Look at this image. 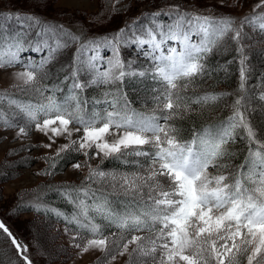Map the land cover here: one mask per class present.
<instances>
[{
    "label": "snow or ice",
    "instance_id": "snow-or-ice-1",
    "mask_svg": "<svg viewBox=\"0 0 264 264\" xmlns=\"http://www.w3.org/2000/svg\"><path fill=\"white\" fill-rule=\"evenodd\" d=\"M119 2L112 0L113 12L120 10ZM221 3L227 6L225 0ZM231 6H240V0ZM164 15L171 23L159 19ZM245 27L264 35V0L238 26L231 17L202 15L172 5L168 12L149 14V24L137 27L134 22L98 40L82 41L63 26L42 29L51 34L52 42H37L31 48L25 47L22 36L0 37V69L19 65L22 70L12 73L11 88L33 97L22 101L7 89L0 91V128L16 129V139L28 138L35 130L47 138L48 143L39 145L46 149H52L57 138L67 140L45 157L49 168L38 174L54 175L60 161L72 153L84 157L71 163L77 171L87 169L81 185L58 190L76 211L67 217L51 210L75 224L70 245L77 256L99 252L98 264H117L123 257H127L125 264H264V140L245 118L246 41L250 39ZM229 36L239 56V94H189L199 78L210 74L209 54ZM73 45L76 52L63 80L45 83L47 66ZM121 45H135L142 51L147 45L144 55L150 59L149 67L137 70L126 63ZM101 48L111 51L107 60L100 56ZM26 50L46 54L38 61H25L20 53ZM144 77L158 85L152 89L155 107L148 113L131 108L120 87L129 78ZM110 85L115 88L105 91L102 100L82 98L90 88ZM65 88V95L57 99L56 93ZM229 95L236 99L226 122L213 130H194L188 140L180 138L176 121L196 111L194 105L203 107ZM90 104L104 107L90 109ZM237 128L246 134L248 155L229 172L223 161L230 156L226 145L234 142ZM127 155L143 158L131 162L136 171L117 173L92 164L97 159L129 163L124 160ZM93 185L122 192L132 200L122 209L114 208ZM35 208L39 211L40 205ZM96 215L102 217L104 227L96 222ZM0 230L23 264H32L27 245L18 242L2 222Z\"/></svg>",
    "mask_w": 264,
    "mask_h": 264
},
{
    "label": "rangeland",
    "instance_id": "rangeland-1",
    "mask_svg": "<svg viewBox=\"0 0 264 264\" xmlns=\"http://www.w3.org/2000/svg\"><path fill=\"white\" fill-rule=\"evenodd\" d=\"M234 2L235 0H225L227 6H224L221 0H120L116 5L120 10L113 12L112 0H0V17L2 20L7 18L10 21L11 25L8 27L12 26L14 29L17 27L20 31L35 29L36 34L40 35L38 37L40 39H36L34 42L36 46L37 42H52L51 34L42 32V29L47 26H63L64 29L71 30L81 36L82 39L97 33L112 36L120 32L121 29L133 26L134 22L139 27L140 21L145 20L149 14L161 10L168 12L172 5H180L181 9L198 12L202 15L217 18L231 17L238 26L241 19L251 13L253 6L259 0H240L238 7L231 6ZM29 18L38 19L40 23H33ZM163 23L169 24L171 20H165ZM244 31L250 37L246 41L248 45L246 52L251 61V68H253L249 75L251 83L248 84L257 92L254 95L252 92L245 91L247 96L245 116L250 117V120L247 121L256 130L258 137L264 140V132L262 131L264 128V99L261 98L264 97V35L254 32L248 27H245ZM229 39L230 36L226 37V41L220 45L222 49L228 47ZM88 40H92V38L82 41ZM193 40H198V37H193ZM172 43L169 41L170 45ZM147 49L148 46L145 45L144 51ZM144 51L135 45L130 47L121 45L120 47L122 59L126 63L131 62L133 68L137 70H144L149 67L150 59L144 55ZM42 53L26 50L20 53V58L25 61L29 59L38 61L43 55ZM99 54L104 60L112 55L107 48H101ZM69 56H74V54L64 50L57 55L53 62L55 65L58 64L57 66L68 67L73 61L68 62ZM18 70H22L19 65L7 70L0 69V91L7 89L16 98L29 101L27 97L33 99L30 93L11 88L12 73ZM126 81L129 87L128 95L135 103L131 108L133 107L134 110L141 113L151 112L155 107L152 102L154 95L152 89L158 87L157 83L148 77L129 78ZM258 90L260 91L258 92ZM234 94L238 95L239 92L236 91ZM235 99L236 95H231L224 102L228 101L232 105ZM219 101H223V98ZM224 102H220L219 105ZM215 103L217 104V102ZM4 107L6 113H9L7 105ZM229 107L232 110V107ZM15 136L16 129L5 130L0 128V214L8 222V225H4L21 244L26 245L21 236L29 240L36 260V262L32 260L28 249L27 255L32 260V264H98L97 257L101 255L99 252H89L77 256V250L70 245L71 235L75 231L66 223L53 221L24 208L28 205L33 208L35 205H40V209L43 210L55 209L54 206L41 204V194L47 188L59 185H81L85 175H87V169L77 171L71 167V163L77 160L82 162L84 157L72 153L65 158L64 163L58 164L54 175L38 174L49 168V163L46 162L45 157L52 156L59 145L67 143V140L63 137L57 138L52 149H46L39 145L48 143L47 138L35 130L30 133L28 138L16 139ZM234 137L239 138L237 141L240 140L241 142L247 140L246 134L241 128L235 130ZM29 145H37V147L32 148L31 151L22 150ZM124 160L131 163L136 160L142 161L143 158L127 155ZM109 161L108 159L101 162L100 159H97L92 161V164L93 166L99 164L103 170L117 173L137 170L132 163L130 168H118ZM223 162L226 164V160ZM228 167L231 166L228 165ZM231 169L235 171V168L231 167ZM209 172L215 174V170L209 169ZM94 186L99 187L103 192L122 196L123 206L120 209L126 206L128 201L125 199L132 200V197L125 196L122 192L113 191L106 186ZM62 218L64 219L63 216ZM96 222L99 223L97 220ZM66 228L69 230L67 233ZM1 252L0 264H23V261L14 255L8 239L2 234H0ZM126 259L127 257L120 258L117 264H125Z\"/></svg>",
    "mask_w": 264,
    "mask_h": 264
},
{
    "label": "trees",
    "instance_id": "trees-1",
    "mask_svg": "<svg viewBox=\"0 0 264 264\" xmlns=\"http://www.w3.org/2000/svg\"><path fill=\"white\" fill-rule=\"evenodd\" d=\"M164 12H167V11H164ZM1 18L2 17H0V37L7 39L10 36H17V37L22 36L24 39V43H25L26 48L35 47V43H34L35 40L40 39V38H38L40 35L36 34L35 29L32 31H29L30 29H28L27 31H20V30H18L19 28H17V27H16V29H14V27H12V26L8 27L11 25L10 21L7 18L6 19L4 18L3 20ZM159 19L162 22H165V20H169V17L164 15V16H161ZM140 24L141 25L149 24V16H147V18L145 20H143L142 22L140 21ZM5 26H7L8 28ZM47 27H45L44 29H47ZM105 36H106L105 34H101V33H97V34H93V35L91 34V36L85 37L82 40H87L90 38L99 39L100 37H105ZM225 41L226 40L224 39L213 50V52L211 54H209V56L207 57L206 64L208 66L210 74L204 75L203 77L199 78L196 81L195 86L193 88L189 89V94L194 93L195 95H205V94H215V93H234L236 91L239 92V83H240L239 56L236 53L235 45L231 42V40L229 41L228 47L223 48V49H222V47H220V45ZM76 47H77L76 45H73V46H70L64 50L72 52V55H73L76 52ZM28 51H31V50H28ZM42 54L45 55L46 53L43 52ZM73 57L74 56H69L68 62H70V60L72 61ZM57 65H55L54 62H52L47 66V69L49 72V78L45 83H47L49 85H51L53 83L59 84L60 81L63 80V78L67 74L69 68L68 67H62V65H60V66H57ZM247 69H248V71H247V80H246V84H245V91L252 92L255 95V94H257V92L254 90L253 87H250L248 84V83H251V81L249 80V75L252 73V69H253V68H251L250 59H248V61H247ZM62 87H63V85H62ZM120 87H121L122 91L124 93H126L127 99L130 102V106H134L135 103L133 102V100L128 95L129 94L128 93V88H129L128 82L125 81V83L123 85H121ZM114 88H115V86H112V85L107 86V87H100V88H90V89L86 90L85 93H83L82 98L86 97L90 101L102 100L103 99V93L105 91H108V90L114 89ZM218 88H221V89H218ZM259 91L260 90H258V92ZM65 93H66V88H65V92H57L56 93L57 99L62 98L65 95ZM230 96L231 95L224 97L223 101H219V102L216 101L217 104L216 103H208V104L204 105L203 107H199V106L194 105L193 107L196 108V111L189 114L183 120H177L176 121V125L180 129V138L182 140H188L191 138V134L194 130L199 131V130H202L204 128H208L209 130H213V129L218 128L222 123L226 122L228 117L231 116L232 110L229 107V106H231V104L228 101L227 102H224V101H226V99L229 98ZM27 98L29 100L32 99L30 97H27ZM220 102H224V103H222V105H219ZM102 106H104V105L103 104L101 106H100V104H96V105L90 104L89 105L90 109L92 107L102 108ZM246 108H247V105H246ZM246 111H247V109H246ZM246 111H245V113H246ZM245 118H246V120H250L249 116H245ZM262 131L264 132V128L262 129ZM237 139H239V138H235L234 142H230L228 145H226V147L229 150L230 156L224 158V160H226V165H227V169H225V170L229 171V172L234 171L231 169V167L235 168V170H236V167L239 166L240 164H242L245 160V157L248 155L249 142L247 140H244L241 142L240 140L237 141ZM263 139H264V137H263ZM109 160H110L109 162H113V163H111L112 165H114L118 168H130V167H132L131 163L128 160H125V161H128L129 163H124L122 161L112 160V159H109ZM61 162L64 163L65 159L60 161V163ZM228 165L231 167L229 168ZM210 169L214 170L212 168H210ZM78 186H80V185H78ZM78 186L77 185H59V186H55L52 188H47L46 191H44L41 194L40 202L42 205L54 206V208L57 211L63 213L64 215H67L68 217L69 216L71 217L74 214V212L76 211V209H75L74 205L72 203H69V201L63 195H61L58 190L63 189L65 187H78ZM93 188H99V187L93 185ZM99 191L111 203V205L114 208H120L123 206L122 196L112 195L111 193H107L105 191L103 192L100 189H99ZM125 200L128 201L127 203L131 202V200H129V199H125ZM89 203H91V201H89ZM24 208H25V210L27 209L29 211L36 212V214H40L41 216H43L45 218H49L53 221L64 222L72 230L76 231L75 224L68 223L65 219L62 218V216H57L55 214V212H53L49 209H47V210L40 209L39 211H37L35 208L31 207L30 205L24 206ZM90 214L92 215L94 213L90 212ZM96 220L100 224H103L102 226L104 227L105 222H103V219L101 216H98V217L96 216ZM0 222H3V224L8 225V222L4 219V217L1 214H0ZM107 231L108 230H106V233H107ZM110 231H115V229L112 228V229H110ZM0 234H2L6 239H8V242L10 243V246L13 249L11 242H10V239L7 237V235L5 233H3L2 230H0ZM21 238L23 239L24 243H26L28 249L30 250L29 254H30L32 260H34V262H36L29 240H27L24 236H21ZM13 253L16 256L14 249H13ZM0 257L2 258V252L0 253Z\"/></svg>",
    "mask_w": 264,
    "mask_h": 264
}]
</instances>
